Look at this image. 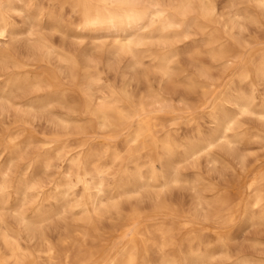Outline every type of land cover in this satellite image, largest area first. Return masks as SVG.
I'll return each mask as SVG.
<instances>
[{
	"label": "rangeland",
	"instance_id": "1",
	"mask_svg": "<svg viewBox=\"0 0 264 264\" xmlns=\"http://www.w3.org/2000/svg\"><path fill=\"white\" fill-rule=\"evenodd\" d=\"M23 1L30 8L35 20L26 11L14 14L15 29L30 27L36 32V37H46L57 48H68L67 50H75V52L79 50V55L86 51L90 52L97 64L93 86V92L97 91V96L107 97L110 90L118 92L120 89H126L135 95H133L134 100L138 102V99L146 98L150 91L160 92L163 103H170L171 108L159 109L158 106L145 101L147 105L144 114L164 123L176 116L180 117L171 127V137L177 143L184 145L196 139L198 132L201 135L212 132L214 123L208 116L209 109L230 78L226 76L227 69L224 64L211 58L209 50L214 45H207L206 36L197 28L192 29L187 40L180 39L172 43L177 56L172 62L174 83L170 85L159 75L152 74L153 63L149 58L143 60L144 63L147 62L144 68H132V60L129 57L110 50V46L108 47L110 40H103V32H96L98 36H95L98 39L93 40L94 42L82 39V34L79 35V39H73L69 34L72 29L69 24L77 20L76 16L70 15L67 5H64L61 10L55 1ZM163 1L171 2V0ZM257 1L259 0H212L215 19L219 20L218 34L221 37L220 46L214 48V51L220 47L231 53L247 51L246 61H249L251 56L264 52V9L258 8ZM154 45L156 43L147 44L145 48L153 51L157 49V45ZM242 47L247 48L245 50ZM204 70L208 82L200 77V73ZM209 82H212V85ZM198 83H205L206 90L210 91L206 99H201L199 89L193 90V85ZM252 83L235 80L234 84H227L224 100L225 108L228 107L230 113L236 112L232 102L241 97L250 100L254 110L264 109V78L252 77ZM80 107L79 101V109L75 118L68 122L61 121V118L68 115L67 107L63 109L61 105H51L45 110L36 111L25 107L18 111L15 107L6 115L0 116L1 143L7 144L9 139H13V142L19 145L20 152L22 151L14 156L6 151L0 157V167L9 169L6 178L9 186L18 179H35L43 194L50 193L54 185L53 181L63 167L62 161L55 158L58 152H61L65 158H72L79 151L97 155V150L100 148L99 142L110 133L101 126L100 119L93 120ZM185 107H195L196 111L189 113ZM186 117H191L194 121L186 124L184 122ZM238 121L234 133L245 132L250 134V138L237 145V148L232 146L233 150L225 146L215 148L213 154L217 159L216 165L207 164L205 158L183 162L179 166L182 179L179 184L168 185L161 189L146 187L138 197L123 203L120 217L111 211L110 215L96 221L95 227L89 230V237L85 240L81 237L84 225L80 221L81 214L78 208L63 215L53 214L52 208L47 210L44 216L39 214L36 217L38 221L36 224L29 222L24 226L19 216L23 214L27 219L32 220L37 200L29 198L26 201L27 204L25 203L23 208L16 211L14 209L20 203L21 196L13 195L6 209L0 210V259L3 258L1 260L10 262L9 253L14 251L16 243H21L22 247L29 251H39L42 258L47 255L48 248L46 247L49 246L61 254L64 251L69 252L68 255L72 259L79 252L78 247H75L77 244L86 249H97L104 259L116 256L117 261L120 262L125 252L135 253L132 245L140 242L141 234L146 235V233L158 230L154 235V241L151 240L158 245L162 241L159 233L163 228H168L172 233L165 239V247L160 250L151 249L144 255L145 261L150 264H161L162 262L169 264H241L242 262L264 264V210H262L264 204L261 203L257 207H246L245 211L249 217H240L243 204L248 199L250 202L254 196V192L246 187V181L258 169L264 168V121L259 120L256 115L239 116ZM121 140L122 136L117 137L119 149L123 148ZM47 152H50V157H52L49 167H46L47 163L43 161ZM144 153V150L138 152L141 156ZM123 159H128V155L123 153ZM26 166L28 167L25 168ZM220 197L228 199L229 209H237V217L235 216L231 223L220 225L211 218L216 206L215 202ZM45 206L47 208V204ZM133 208L140 212L139 219H130ZM155 212L160 214L149 218ZM33 232L36 236L29 240L28 236L35 235ZM38 235L41 236L38 237ZM143 258H139V255L135 257L137 260L135 264H142Z\"/></svg>",
	"mask_w": 264,
	"mask_h": 264
},
{
	"label": "bare ground",
	"instance_id": "2",
	"mask_svg": "<svg viewBox=\"0 0 264 264\" xmlns=\"http://www.w3.org/2000/svg\"><path fill=\"white\" fill-rule=\"evenodd\" d=\"M49 1H55L61 10L64 5H67L70 15L76 16L77 22L69 24L72 28L69 34L73 39H79V35L82 34V39L93 41L98 39L95 35L103 32V40H110V42L107 41L110 50L129 57L132 60V68H144L147 62L144 63L143 60L149 58L153 63L152 74L159 75L170 85L174 83L172 62L177 56L172 43L180 39L187 40L193 28H197L206 36L207 45H214L209 53L212 59L222 62L226 67V76L230 78L228 83L232 85L235 80L252 83V77L264 78V52H257L258 54L246 61L247 51L231 53L221 47L214 51V48L220 46L221 37L218 34L219 20L215 19L212 0ZM257 6L264 9V0L257 1ZM23 11L35 20L30 8L23 0H0V116L6 115L15 107L18 111L24 107L36 111L45 110L51 105H61L63 109L67 107L68 110V115L61 118V121L68 122L75 118L80 101L82 111L93 120L100 119L101 126L110 133L99 142L100 148L97 150V155L79 151L74 157L65 158L61 152H58L55 158L62 161L63 167L54 179L50 193L43 194L35 179H18L9 186L6 180L9 169L0 167V210L6 209L13 195L21 196L20 203L14 209L16 211L23 208L29 198L37 200L32 220L20 214V221L24 226L29 222L36 224L38 222L36 217L39 214L44 216L47 210L52 208L55 215H63L78 208L81 214L80 221L84 225L81 237L85 240L89 237V230L95 227L96 221L110 215L111 211L120 217L123 203L138 197L146 187L161 189L168 185L179 184L182 181L179 166L183 162L205 158L207 164L216 165L217 159L213 154L215 148L225 146L233 150L234 146L237 148V145L249 139L250 134L234 133L238 126L239 116L256 115L259 120L264 121V109L254 110L251 101L244 97L232 102L236 112L230 113L228 107L225 108L224 92L227 89V83L223 85L219 93L217 92L216 98L212 99L211 107L209 106L208 116L214 123L212 132L207 135H201L198 132L196 139L181 145L171 137V127L180 117L176 116L164 123L144 114L147 105L145 101L158 106L159 109L171 105L163 103L160 92L150 91L146 98L142 97L138 99V102L134 100L135 95L126 89H120L118 92L110 90L107 97L97 96V91L93 92L97 64L91 53L86 51L83 54L80 52L81 55H79V50L75 52V50H67L68 48H57L46 37H36V32L30 27L15 29L13 15ZM151 43H156L157 49L152 51L145 48ZM105 46H107L106 43ZM242 48L246 50L247 47ZM205 72V70L202 71L200 77L208 82ZM209 84L212 85V82ZM192 88L194 91L199 89L201 99H206L210 95L205 83H198ZM185 104L187 106V103ZM206 105L208 106L207 103ZM185 108L189 113L196 111L195 107ZM192 121H194L193 118L186 117L184 122L187 124ZM119 136H122V149L118 147L117 137ZM18 146L13 139H9L7 144L0 141V157L6 151L13 156L19 155L22 151L20 152ZM139 150L145 151L143 156L138 154ZM49 153L47 152L43 159L47 163L46 167L50 166L52 160ZM123 153L128 155V159H123ZM39 156L41 158V155ZM246 187L254 192L253 199L250 202L249 199L245 201L240 214V217L247 218L249 214L245 211L246 207H257L261 203L264 204V168L258 169L246 181ZM215 203L211 217L215 223L228 224L235 216L237 217V209L228 208L229 202L226 197L218 198ZM139 214L140 212L133 208L130 219H139ZM159 214L158 212L152 213L149 218H154ZM157 231L146 233V235L141 234L140 242L132 245L135 253L125 252L120 262L117 261L116 256L104 259L97 249H86L77 244L75 247H78L79 252L72 259L68 255L69 252L64 251L61 254L45 245L48 253L45 258H42L39 251H29L24 249L21 243H16L14 251L9 253L10 262L1 260L3 259L1 258L0 264H135L137 262L135 257L138 255L139 258L144 257L141 263L147 264L149 262L145 261L144 255L151 249H163L166 245L165 239L172 233L170 229L163 228L159 233L162 241L157 245L152 242ZM28 235H30L29 232ZM35 236L36 234L28 236L29 240L34 239ZM44 244H46L45 241ZM161 264L169 263L162 262Z\"/></svg>",
	"mask_w": 264,
	"mask_h": 264
}]
</instances>
